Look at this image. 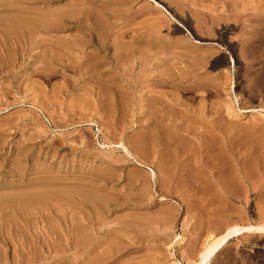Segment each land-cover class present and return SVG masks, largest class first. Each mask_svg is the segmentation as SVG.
Masks as SVG:
<instances>
[{
	"label": "rangeland",
	"instance_id": "374dc122",
	"mask_svg": "<svg viewBox=\"0 0 264 264\" xmlns=\"http://www.w3.org/2000/svg\"><path fill=\"white\" fill-rule=\"evenodd\" d=\"M25 19L35 34L20 33ZM93 37L120 64L105 47L82 58ZM83 63L102 76H81ZM152 69L170 114L158 129L143 99ZM193 172L244 191L168 180ZM0 195V264H82L83 237L95 245L87 259L112 248L110 264H192L210 232L264 222V0H0ZM209 264H264V234L231 235Z\"/></svg>",
	"mask_w": 264,
	"mask_h": 264
},
{
	"label": "bare ground",
	"instance_id": "6f19581e",
	"mask_svg": "<svg viewBox=\"0 0 264 264\" xmlns=\"http://www.w3.org/2000/svg\"><path fill=\"white\" fill-rule=\"evenodd\" d=\"M233 1V0H232ZM230 2V1H229ZM229 2H227V1H224L223 3H224V5H225V9H228V12L230 11L231 12V10H235L234 8H233V6H231V5H228V3ZM235 2H236V0H235ZM231 3V2H230ZM239 3V2H238ZM232 4V3H231ZM204 7V6H203ZM206 7V6H205ZM204 7V8H205ZM214 7V6H213ZM238 7H239V5H238ZM251 8V7H250ZM253 8V7H252ZM206 9L208 10V11H210V10H212L211 8H208V6L206 7ZM216 9V8H215ZM218 9V8H217ZM256 10V9H255ZM192 11V10H191ZM215 11V10H214ZM223 11V10H222ZM225 11V10H224ZM236 11V10H235ZM204 12V11H203ZM207 12V11H206ZM253 12V11H252ZM37 13V12H36ZM205 13V12H204ZM218 13H219V11H218ZM221 13V12H220ZM232 13V12H231ZM217 14V13H216ZM216 14H214V15H216ZM221 14H223V13H221ZM226 14V13H225ZM233 14V13H232ZM208 15H209V13H208ZM207 15V16H208ZM218 15V14H217ZM224 15V14H223ZM249 15V14H248ZM253 15V14H252ZM67 16V15H66ZM219 16H222V15H219ZM219 16H217V18L219 17ZM225 17H229V19L228 20H230V15H228V14H226V15H224ZM232 16V15H231ZM242 16V15H241ZM210 17H212V16H210ZM40 19L38 20L37 18V23L38 24H41V25H43L44 26V28L46 29V27H49V29H50V27H54L55 25H56V23H54L53 21H49V22H47V18H46V15H43L42 17H39ZM207 18V17H206ZM213 18V17H212ZM221 18V17H220ZM219 18V19H220ZM208 19V18H207ZM216 18H213V19H211V21L212 20H215ZM227 19V18H226ZM252 19V18H251ZM254 19V18H253ZM256 19V18H255ZM221 20H223V17L221 18ZM19 21V20H18ZM35 21V20H34ZM34 21H32V20H28V19H25V20H20V23H18V22H16V23H18L19 25L17 26V24H15L16 26H17V28L18 29H20V33H21V30L23 31V33H30V32H32L31 30H33V34H35V28H34V26L32 25V23L34 22ZM35 21V22H36ZM208 21H209V19H208ZM53 22V23H52ZM206 23H207V21H205ZM213 22V21H212ZM217 22H219V21H217ZM225 22V21H224ZM252 22V21H251ZM216 23V22H215ZM219 23H221V22H219ZM34 24V23H33ZM217 24V23H216ZM215 24V25H216ZM14 25V26H15ZM214 25V24H213ZM219 25V24H218ZM221 25V24H220ZM11 26H13V25H10V26H8V27H11ZM13 26V28H15ZM36 27H37V25H35ZM226 26V25H225ZM32 27H33V29H32ZM42 27V26H41ZM206 27V26H205ZM263 27V26H262ZM12 28V29H13ZM40 28V27H39ZM39 28H37V30L39 29ZM11 29V30H12ZM222 29V28H221ZM252 29H253V27H252ZM10 30V29H9ZM14 30V29H13ZM12 30V31H13ZM44 30V29H43ZM90 30V29H89ZM16 32H18L17 31V29L15 30ZM38 33V32H37ZM256 33V32H255ZM31 35H33L32 33H30ZM93 34V33H92ZM249 34V33H248ZM29 35V34H28ZM26 36V34H25V36L26 37H28L27 39L29 40V36ZM30 35V36H31ZM48 35V34H47ZM95 35V34H94ZM22 36H24V34L22 35ZM24 36V37H25ZM45 36V35H44ZM96 36V35H95ZM220 36H222V35H220ZM82 37V36H81ZM91 37V36H90ZM99 36H97V38H98ZM35 38V37H34ZM100 38V37H99ZM26 39V38H25ZM52 39V38H51ZM65 39V38H64ZM82 40H80V41H83V37L81 38ZM7 40H8V37H7ZM37 40V39H36ZM59 40V39H58ZM89 40V39H88ZM90 40H91V42H93L94 44V50H93V52H87L86 51V49H81V50H79L80 51V53L82 54V58L84 57V58H89L90 57V55L92 56L93 54H95V52L97 51V50H102L101 48L102 47H105V50L107 51V52H109V53H111V54H113V51L112 52H110V49L112 48H110L109 46L111 45H107V46H102V44H100L99 43V41L95 38V37H93V38H90ZM89 40V41H90ZM102 40V39H101ZM100 40V41H101ZM25 41V40H24ZM79 41V42H80ZM2 42V41H1ZM22 42V41H21ZM46 42V41H45ZM90 42V43H91ZM102 42H103V40H102ZM77 43V42H76ZM83 44H84V42H83ZM105 44V43H104ZM107 44V43H106ZM105 44V45H106ZM73 45H74V42H73ZM77 47L79 46L78 44H75ZM64 46V45H63ZM112 46V45H111ZM16 47V46H15ZM74 47V46H73ZM77 47H74V48H72V49H75V48H77ZM80 48H81V46H79ZM79 47H78V49H79ZM82 48H83V46H82ZM84 48H86V47H84ZM116 49V48H115ZM114 49V50H115ZM75 50H77V49H75ZM105 51V52H106ZM115 51H117V50H115ZM114 51V54L111 56V60H112V64H114L115 66L116 65H118V64H120L119 62H121V61H119V60H121V58H119V53H117V52H115ZM44 53V52H43ZM55 53V52H54ZM78 53V52H77ZM210 53V52H209ZM46 54H47V52H46ZM108 54V53H107ZM10 55V54H9ZM49 55V54H48ZM52 55V54H51ZM64 55V54H63ZM143 55V54H142ZM79 56V55H78ZM94 56V55H93ZM143 56H145V55H143ZM147 56V55H146ZM149 56V55H148ZM148 56H147V59H148ZM151 56V55H150ZM154 56V55H153ZM161 56V55H160ZM52 57H55L54 55L52 56ZM51 57V58H52ZM12 58V57H11ZM49 58V57H48ZM51 58H49L50 60H51ZM96 58V57H95ZM134 58V57H133ZM151 58V57H150ZM155 58V57H154ZM44 59H45V57H44ZM43 59V60H44ZM54 61H55V59H57V58H52ZM99 59V58H98ZM124 59V58H123ZM143 59V58H142ZM169 59V58H168ZM37 60H39V59H37ZM41 60V59H40ZM97 60V59H96ZM137 60V59H136ZM151 60V59H150ZM171 60V59H170ZM190 60V59H189ZM44 61H48V60H44ZM44 61H41V63L43 62L44 63ZM162 61V60H161ZM168 61V60H167ZM90 62V61H89ZM98 62V61H97ZM47 63V62H46ZM45 63V64H46ZM49 63V62H48ZM55 63H56V61H55ZM54 63V64H55ZM127 63V62H126ZM144 63V62H143ZM199 63V62H198ZM217 63H218V61H217ZM53 64V63H52ZM78 64H79V62H78ZM82 64V63H81ZM80 64V65H81ZM84 64V67L80 70V71H78V69H77V72H79L80 74H81V76H84V75H86V74H88V78H94V77H101L102 76V71H98V69H99V64L97 65H95V66H93V67H89V66H87V64H85V63H83ZM101 64V63H100ZM122 64V63H121ZM145 64V63H144ZM151 63H150V61H148L147 60V62H146V65H150ZM195 64V63H194ZM193 64V65H194ZM200 64V63H199ZM214 64H216L215 62H214ZM51 65V64H50ZM72 65V64H71ZM113 65V66H114ZM198 65V64H197ZM52 66V65H51ZM112 66V65H111ZM124 66V65H123ZM172 66V65H171ZM188 66V65H187ZM212 66V65H211ZM78 67V66H77ZM82 67V66H81ZM119 67V66H118ZM179 67V66H178ZM199 67V66H198ZM203 67V66H202ZM41 68V67H40ZM65 68V67H64ZM168 68V67H167ZM172 68H173V66H172ZM172 68H170L171 70H172ZM200 68V67H199ZM151 69V68H150ZM166 69V68H165ZM99 70H101V69H99ZM156 70V69H155ZM154 69H152L151 71H149V72H147V74H146V77H145V80H143L144 81V84L148 87V88H146L145 89V93L143 94V99L145 100V104H144V106H145V108H146V110H145V112L146 113H148L149 114V112H147V111H149L150 110V108L152 109H155L156 110V112L154 113V115L153 114H151L150 116L149 115H147V116H149V119H147L146 118V121H147V124H146V127L147 128H150V127H152V126H154V128L155 129H158L157 127H159V125L158 124H160L161 123V120L162 121H165V119L166 118H168V116H170V114H168V116H166L167 114L164 112V110H162V109H164V107L162 106V103L164 102L163 100H162V98L159 96V94H157L155 91H152V86L153 87H155V85H158V84H161V79H160V74H158V72H157V74L158 75H153L152 73H154V71H155ZM164 70V69H163ZM175 70V69H174ZM188 70V69H187ZM200 70V69H199ZM127 71V70H126ZM125 71V72H126ZM148 71V70H147ZM158 71V70H157ZM182 71V70H181ZM76 72V73H77ZM122 72H123V70H122ZM162 72V71H161ZM160 72V73H161ZM169 72V71H168ZM173 72L175 73V71H172V73L170 72L169 74H173ZM186 72V71H185ZM163 73H165V72H163ZM187 73V72H186ZM168 74V75H169ZM200 74V73H199ZM185 75V74H184ZM176 76V75H175ZM187 76V75H186ZM86 77H87V75H86ZM85 77V78H86ZM143 77V76H142ZM171 77H172V75L171 76H169V78H170V80H171ZM183 76H181V78H182ZM192 77V76H191ZM174 78V77H173ZM185 78V77H184ZM144 79V78H143ZM164 79H166V78H164ZM163 79V80H164ZM204 79V78H203ZM85 80V79H84ZM177 81V80H176ZM179 79H178V82L177 83H179ZM187 82H188V80H186ZM206 81V80H205ZM168 82H172V81H169L168 80ZM175 82V81H174ZM181 82V81H180ZM165 83V82H164ZM183 83V82H182ZM182 83H180V84H182ZM201 83V82H200ZM174 84V83H173ZM172 84V85H173ZM208 84V83H207ZM105 85V84H104ZM205 85V84H204ZM210 85V84H209ZM174 86V85H173ZM177 86V85H176ZM144 87V86H143ZM96 92H97V90H96ZM100 92V91H99ZM99 94V93H98ZM166 94V93H165ZM170 95H171V93H170ZM98 96V95H97ZM99 96H100V94H99ZM166 96H167V94H166ZM97 98H99V97H97ZM100 98H101V96H100ZM102 99V98H101ZM112 99V98H111ZM142 99V100H143ZM168 99V98H167ZM176 99V98H175ZM100 100V99H99ZM171 100H173V99H170V101ZM169 101V100H168ZM169 101V102H170ZM172 102V101H171ZM208 102V101H207ZM120 102L117 100V98H116V100H110V104H112V105H114V106H116V105H118ZM99 104H100V102H99ZM164 104V103H163ZM210 105V104H209ZM101 106V105H100ZM165 106V105H164ZM105 108V107H104ZM166 108V107H165ZM176 108V107H175ZM202 109V108H201ZM203 111V110H202ZM183 112V111H182ZM153 115V116H152ZM172 116V115H171ZM155 117V118H154ZM186 118V117H185ZM198 118V117H197ZM196 118V119H197ZM176 119V118H175ZM167 120V119H166ZM173 120V119H172ZM171 120V121H172ZM180 120V119H179ZM169 121V120H168ZM173 123V122H172ZM162 125V124H161ZM163 125H165V124H163ZM173 125V124H172ZM156 126V127H155ZM166 126V125H165ZM168 126H170V127H173V126H171L170 125V123H169V125ZM185 127V126H184ZM218 127V126H217ZM165 128V127H164ZM206 128V127H205ZM167 130H168V128H166ZM175 130L173 131V132H171L170 133V138H169V141H172V145L174 146V147H176V145H177V143H179V141H181V139H180V136L178 137V135H179V132H178V130L176 129V128H174ZM184 129V128H183ZM195 129V128H194ZM151 130V129H150ZM160 130V129H159ZM163 130V129H162ZM166 130V131H167ZM182 130V129H181ZM186 131V130H185ZM195 131V130H194ZM202 131V130H201ZM220 131V130H219ZM152 132V131H151ZM155 132V131H154ZM157 132H158V130H157ZM193 132V131H192ZM145 133V132H144ZM159 133V132H158ZM169 133V132H168ZM189 133V132H188ZM212 133V132H211ZM222 133V132H221ZM195 134H196V131H195ZM194 134V135H195ZM198 134H199V132H198ZM208 134V133H207ZM144 135V134H143ZM153 135V134H152ZM161 135V134H160ZM209 135V134H208ZM210 136V135H209ZM143 137V136H142ZM196 137H197V135H196ZM185 139V138H184ZM213 139V138H212ZM143 140V139H142ZM145 140H143V142H144ZM150 141V140H149ZM200 141V140H199ZM219 141V140H218ZM183 142H184V140H183ZM186 142V141H185ZM147 144H148V142H147ZM152 144V143H151ZM139 145V144H138ZM149 145H150V143H149ZM219 145V144H218ZM147 146V145H146ZM145 146V148H147V150L149 149L148 147H146ZM202 146V145H201ZM167 147V146H166ZM181 147V145L179 146V148ZM188 147H191V146H188ZM195 147V146H194ZM187 148V147H186ZM150 149H151V147H150ZM157 149V148H156ZM168 149V148H167ZM183 149V148H182ZM201 149H203V148H201ZM146 150V151H147ZM185 150V149H184ZM204 150V149H203ZM213 150V149H212ZM172 151V150H171ZM183 150H181V152H182ZM193 151V150H192ZM201 151V150H200ZM209 151V150H208ZM219 151V150H218ZM221 151V150H220ZM148 152V151H147ZM146 152V153H147ZM150 152H152V151H150ZM181 152H179V153H181ZM197 152V151H196ZM201 153V155H203L202 154V152H200ZM174 154V153H173ZM194 154V153H193ZM176 155H177V152H176ZM184 155V154H183ZM209 155H211V152H210V154ZM217 155V154H216ZM148 156V155H147ZM178 156V155H177ZM206 156V155H205ZM195 157V156H194ZM201 157V156H200ZM220 157V156H219ZM137 158H139V156L137 157ZM144 158V157H143ZM147 158V157H146ZM146 158H145V160H146ZM177 158V157H176ZM189 159V158H188ZM217 159V158H216ZM141 160H143V159H141ZM140 160V163H142L143 165L144 164H147L146 162H145V160L144 161H141ZM184 161V160H183ZM187 161V160H186ZM216 161V160H215ZM149 162V161H148ZM159 162V161H158ZM179 162V161H178ZM182 163V162H181ZM180 163V164H181ZM186 163V162H185ZM207 163V162H206ZM205 163V164H206ZM168 164H169V162H168ZM175 164H177V163H174V166H175ZM222 164H223V162H222ZM162 165V164H161ZM206 165H208V164H206ZM171 166V165H170ZM196 166V165H195ZM219 166V165H218ZM222 166V165H221ZM178 167V166H177ZM217 167V166H216ZM175 168V167H174ZM179 168V167H178ZM218 168V167H217ZM161 169V168H160ZM169 169V168H168ZM171 169V168H170ZM177 169V168H176ZM175 169V170H176ZM184 169H186V168H184ZM192 169V168H191ZM197 169H199L198 167H197ZM213 169V168H212ZM165 171H166V169H164ZM178 170V169H177ZM179 170H181V169H179ZM188 170L189 169H186V171L188 172ZM229 170H231V169H229ZM150 171V170H149ZM174 171V170H173ZM172 171V172H173ZM215 171V170H214ZM151 172H152V175L151 176H156L157 177V172L155 173V170H151ZM150 172V173H151ZM171 172V173H172ZM177 172V171H176ZM180 172H182V171H180ZM186 172V173H187ZM202 172V171H201ZM230 172V171H229ZM228 172V173H229ZM169 173V172H168ZM194 173V176H193V178H192V182L190 183L189 181L191 180H189V179H187V177H180V176H178L177 174H175V175H177V177H175V175L173 174V175H166V176H169L170 178L168 179L169 181H171L170 183H171V185L173 186V184L172 183H174V185H176V186H173L175 189H176V187H177V185H181V186H189L190 187V189H191V187H193V188H199V187H201V189H202V186L205 184L204 183V181H206V180H208V182H206V184H207V186L209 187V188H211V190L212 191H214V189H215V192H219V193H229V192H233L234 193V191L236 190H239L240 188H242L243 187V185L238 189H235V190H233L232 188H234L233 186L235 185H231V184H229V183H231V182H228L229 180H225V177L227 178V176H226V174H224L223 176H221V175H219V177H217V175H218V173H217V175H215L214 174V176L215 177H217L216 179H210V178H206V180H205V178L203 177V176H199V175H201V174H199V173H197L196 172V174H195V172H193ZM220 173V172H219ZM224 173V172H223ZM230 173H232V172H230ZM233 173H235V172H233ZM232 173V174H233ZM166 174H167V172H166ZM199 174V175H198ZM236 174V173H235ZM234 174V175H235ZM193 175V174H192ZM213 175V174H212ZM212 175H211V178H212ZM188 176H191V175H188ZM209 176V175H208ZM225 176V177H224ZM224 177V178H223ZM234 178V180H237V178H236V176H233ZM155 178V177H154ZM214 178V177H213ZM229 178V177H228ZM232 178V177H231ZM165 179V178H164ZM157 180H158V182L160 181L159 180V177L157 178ZM209 180H210V182H209ZM234 180H233V183H235V182H237V181H235L234 182ZM146 183H147V181H146ZM160 183V182H159ZM232 183V184H233ZM238 183H239V181H238ZM249 183V182H248ZM206 184L204 185V187L206 186ZM242 184V183H241ZM160 185H161V183H160ZM170 185V184H169ZM238 185V184H237ZM163 187V186H162ZM180 187V186H179ZM178 187V188H179ZM236 187V186H235ZM247 187V186H246ZM183 188V187H182ZM181 188V189H182ZM254 188V187H253ZM244 188H242L240 191L242 192V190H243ZM248 189V188H247ZM179 190V189H178ZM199 190V189H198ZM210 190V191H211ZM251 190V189H250ZM161 191V190H160ZM192 191V190H191ZM196 191V190H195ZM200 191V190H199ZM198 191V192H199ZM203 191V190H202ZM209 193H211L209 190H207ZM240 191H238L237 193H239ZM244 191V190H243ZM206 192V191H205ZM208 193V194H209ZM246 193V192H245ZM195 194V193H194ZM212 194H213V192H212ZM215 194V193H214ZM199 195V194H198ZM232 196L234 195L235 197H237L236 195H235V193L234 194H231ZM1 196V195H0ZM201 196V198H202V195H200ZM212 196V195H211ZM233 196V197H234ZM206 197H208V196H206ZM216 197V196H215ZM11 198V197H10ZM162 199H164V200H166L167 199V197H165V196H162L161 197ZM182 199V198H181ZM184 199V198H183ZM197 199H198V197H197ZM196 199V200H197ZM8 200V199H7ZM189 200V199H188ZM205 200V199H204ZM225 200H227V199H225ZM9 201V200H8ZM7 201V202H8ZM11 201V200H10ZM199 201V200H198ZM208 201V200H207ZM212 201H214V200H212ZM220 201V200H219ZM4 202L5 201H3L2 202V206L1 207H5V205H7V204H5L4 206H3V204H4ZM187 202V201H186ZM195 202H197V201H195ZM202 202V201H201ZM204 202V201H203ZM6 203V202H5ZM19 203V202H18ZM28 203V202H27ZM30 203V202H29ZM17 204V203H16ZM30 205V204H29ZM105 205H107V204H105ZM11 205L9 204V206H6L7 207V210L9 211L10 210V207ZM16 205H14V207H15ZM23 206V205H22ZM8 207H10V208H8ZM17 207V206H16ZM26 207V206H25ZM31 207V206H30ZM2 208V209H3ZM12 208H13V206H12ZM5 209V208H4ZM14 209H16V208H14ZM17 210V209H16ZM24 210H25V208H24ZM80 210V209H79ZM1 211H3V210H1ZM29 211V210H28ZM4 212H6V211H4ZM4 212H2L3 214H4ZM12 212V211H11ZM16 212V211H15ZM21 212V211H20ZM2 213H0V214H2ZM9 213V212H8ZM12 215V214H11ZM10 215V216H11ZM13 215H16V214H13ZM3 216V215H2ZM9 216V215H8ZM9 216V217H10ZM13 217V216H12ZM6 218H8V217H6ZM5 219V218H4ZM17 219V218H16ZM118 219V218H117ZM1 221V220H0ZM84 221H85V219H84ZM89 221V220H88ZM87 222V221H86ZM89 223V222H88ZM84 224V223H83ZM91 224V223H90ZM222 224V223H221ZM92 225V224H91ZM87 226V225H86ZM81 227V226H80ZM83 227H84V225H83ZM82 227V228H83ZM94 227H95V225H94ZM88 228H89V226H88ZM78 229V228H77ZM84 230H85V228H83ZM90 229V228H89ZM220 229H222V228H220ZM204 230V229H203ZM82 231V230H81ZM88 231V230H87ZM215 231V230H214ZM217 231V230H216ZM83 232V231H82ZM260 233V234H264V222H262L261 224H254V223H247V224H243V223H238V222H236V223H230L229 225L227 224V226H225L224 228H223V230L222 231H220V232H216L215 234L213 233V234H211V232H210V235H209V233H208V237H206V242H205V240H204V242L205 243H203L204 245H202L201 244V247H202V249H201V247H200V251H198L199 253H198V255H197V258H196V260L192 263V264H209L210 263V260L212 259V257H214V255L224 246V243L227 241V239L231 236V235H237V234H242V233ZM57 234V233H56ZM87 234V233H86ZM97 234V233H96ZM111 236V235H110ZM204 236V235H203ZM57 238H58V235L56 236ZM72 237V236H71ZM70 237V238H71ZM23 238V237H22ZM45 238V237H44ZM54 239H56L55 237H53ZM30 239V238H29ZM53 239V240H54ZM62 239H64V237H61V239L60 240H62ZM75 239V238H74ZM77 239V238H76ZM98 239V238H97ZM182 240L184 239V237H182L181 238ZM41 240V239H40ZM58 240V239H57ZM73 240V239H72ZM82 241H81V243H80V247H81V249H82V253H83V256L84 257H80V258H83L82 260H80V261H82V264H91V263H96V264H99V263H101V264H110L111 262V260L112 259H110V256L113 254L112 252H111V250H112V248L111 249H109L110 251H105V252H102V254H98L97 255V258L95 257L96 255H93L95 258H92V256H91V258H89V259H87L88 258V254H90V253H92V251L94 250V246L93 245H89V244H91L90 242L91 241H89L87 238H85V237H83V239H81ZM95 240V239H94ZM200 240V239H199ZM4 241V240H3ZM42 241V240H41ZM44 241V240H43ZM59 241V240H58ZM63 241V240H62ZM65 241V240H64ZM79 241H80V239H79ZM89 241V242H88ZM93 241V240H92ZM97 241V240H96ZM202 241V240H201ZM54 242V241H53ZM66 242V241H65ZM69 242H71V239L69 240ZM74 242V241H73ZM112 242V241H111ZM114 242V241H113ZM112 242V243H113ZM51 243V242H50ZM59 243V242H58ZM72 243V242H71ZM78 243V242H77ZM47 244H49V242L47 243ZM53 244V243H52ZM57 244V243H56ZM56 244H54V245H56ZM66 244V243H65ZM73 244V243H72ZM72 244H70V245H72ZM92 244H94V241L92 242ZM96 244V243H95ZM97 244H99V243H97ZM129 244V243H128ZM45 245V244H44ZM53 245V246H54ZM66 245H68V242H67V244ZM65 245V246H66ZM89 245V246H88ZM48 246V245H47ZM46 246V247H47ZM58 246H60V245H58ZM62 246H64V243H63V245ZM100 246V245H99ZM111 246V245H110ZM55 247V246H54ZM57 247V246H56ZM55 247V248H56ZM61 247V246H60ZM67 247V246H66ZM117 247V246H116ZM124 247V246H123ZM48 248V247H47ZM55 248H52L53 249V251H54V249ZM63 248V247H62ZM68 248V247H67ZM96 248H97V246H96ZM118 248V247H117ZM129 248V247H128ZM49 249V251H50V248H48ZM57 249H58V247H57ZM75 249V248H74ZM113 249H115V247L113 248ZM121 249H122V247H121ZM121 249H120V252H121ZM32 250H34V249H32ZM61 250H63V249H61ZM116 250H118V249H116ZM126 250V249H125ZM128 250V249H127ZM3 251V250H2ZM22 251V250H21ZM35 251H36V253H38L37 252V250L35 249ZM48 251V252H49ZM80 252H81V250H79ZM131 251V250H130ZM61 252V251H60ZM113 252H114V250H113ZM117 252V251H116ZM115 252V253H116ZM127 252V251H126ZM34 253V252H33ZM55 253H56V250H55ZM58 253V252H57ZM97 253V252H96ZM112 253V254H111ZM118 253V252H117ZM94 254V253H93ZM120 254V253H119ZM21 255H23V254H21ZM64 255V254H63ZM55 256V255H54ZM117 256V255H116ZM115 256V257H116ZM87 257V258H86ZM5 258V257H4ZM16 258V257H15ZM36 258V257H35ZM52 258V257H51ZM112 258V257H111ZM113 258H114V255H113ZM118 258V257H117ZM1 259V258H0ZM28 259V258H27ZM85 259H87V260H85ZM35 260V259H34ZM36 261V260H35ZM57 261V260H56ZM140 261V260H139ZM13 262H15V261H13ZM54 262V261H53ZM136 262V261H135ZM35 263V262H34ZM63 263V262H62ZM139 263V262H138ZM16 264V263H15ZM135 264V263H134Z\"/></svg>",
	"mask_w": 264,
	"mask_h": 264
}]
</instances>
